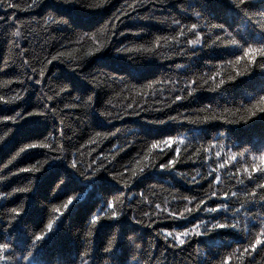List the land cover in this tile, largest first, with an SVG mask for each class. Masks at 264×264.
<instances>
[{"label":"trees","instance_id":"trees-1","mask_svg":"<svg viewBox=\"0 0 264 264\" xmlns=\"http://www.w3.org/2000/svg\"><path fill=\"white\" fill-rule=\"evenodd\" d=\"M253 2L249 15L264 22L257 10L264 5ZM31 3L0 0V243L10 245L0 264H222L229 257V264H264V246H257L254 260L244 252H251L259 231L245 226L264 223V190L255 187L264 176L256 172L249 180L244 172L259 166L264 154V114L248 119V109L256 111L264 95V67L259 60L249 65L246 57L236 62L246 44H213L231 32L257 47L258 26L225 0ZM17 29L19 37L12 35ZM197 32L204 43L191 48L187 40ZM60 52L66 55L49 64ZM237 71L244 74L237 77ZM220 79L225 84L216 88ZM17 95L22 98L13 99ZM168 138L174 143L161 145L163 154L160 148L149 152L152 143ZM41 143L50 147L26 148ZM169 159L177 163L161 169ZM33 165L40 171H21ZM21 187L28 191H15ZM225 204L226 211L205 210ZM186 207L192 212L181 217ZM217 221L238 229L209 231ZM48 223L53 232L37 248L32 240L47 232ZM196 225L204 235L191 234ZM185 230V244L170 247L175 241H166L165 233Z\"/></svg>","mask_w":264,"mask_h":264},{"label":"snow or ice","instance_id":"snow-or-ice-1","mask_svg":"<svg viewBox=\"0 0 264 264\" xmlns=\"http://www.w3.org/2000/svg\"><path fill=\"white\" fill-rule=\"evenodd\" d=\"M38 0H32V3L29 5V8L32 7V5H35L37 4ZM226 3H228L230 5V7L240 16H242L246 21L250 22L252 25H256L258 26L259 28V33H260V38L259 40L257 41V44L258 46L257 47H253V45L251 43H248L246 40H244V38L241 36V37H237V35L229 32L227 33V35L230 37V39H226V40H223L221 41V37L219 35L216 36L215 40L213 41V44H216L217 42H222L225 46H234L236 48H239L242 44H246L247 46L244 47L243 49V56H237L236 57V62L239 63L241 59H244L245 57L247 58L248 60V63L249 65H256L258 63V60H259V63H260V66L261 67H264V22H261L260 20H256V19H253V16L249 15V11L252 10L253 8H256V4L253 2V0H225ZM259 4L260 5H264V0H259ZM9 7H12L13 5L9 4L8 5ZM259 11V13L264 16V7L262 8H258L257 9ZM4 17H0V20H3ZM117 19H119V17H117ZM175 23L177 25L180 24V22L177 20L175 21ZM113 27H115V25H113ZM197 25L196 24H193L191 25V28L189 29V31H192L194 29H196ZM213 27H217V25H213ZM219 27L221 28V30L223 31L224 29V26L223 25H219ZM124 33H121V35H123ZM13 36L15 37H19L21 36V32L19 29H17L16 31H14L12 33ZM179 35L180 36H184L185 33H184V30L183 28L180 29V32H179ZM202 43H204L203 41V38L201 36L200 33H196L195 35V38L194 39H188L187 40V44L189 47L191 48H196V47H199L202 45ZM156 46L159 47V40H157L156 42ZM17 47H19V45L17 44ZM101 49L100 48H96L95 51H100ZM133 49L131 48H128V49H117V52H120V51H132ZM136 50H139V49H136ZM146 51H151L152 49H145ZM91 53H89L90 55ZM66 53L64 52H60L58 53L57 55H53L51 57V60L48 61V63L50 64L52 61H55L57 60L59 57H62V56H65ZM25 64H27V61L24 62ZM32 72L35 73L36 72V69L35 68H32ZM244 73H240L239 71L236 72V76L239 77L241 75H243ZM41 76L44 75L43 72L40 73ZM220 74L217 72L215 75H213L212 77H210L211 80L215 81L216 77L219 76ZM30 78V77H29ZM236 77H232L230 76L228 79L231 81V80H234ZM36 83H40L39 80L36 81ZM192 83H195V81H192ZM205 84L208 83V80H205L204 81ZM225 84V80L224 79H220L219 80V83L215 85L216 88H219L221 85H224ZM27 90V89H25ZM57 95H59V93H57ZM189 95H191V92L189 93ZM22 97H20L19 95L13 97V99H21ZM49 100L52 99L51 96H48L47 97ZM4 98L2 96H0V100H3ZM93 98L92 96H89L88 97V100L91 101ZM175 99L178 101V100H181L182 97L177 95L175 97ZM129 108L132 107L131 104L128 105ZM254 108H256V111L252 110V108H249L248 111L250 113L248 119L250 120L252 117H255L257 116V112L259 113H262L264 114V95H260L259 96V103L258 104H255L253 105ZM39 115H43L44 113H38ZM29 116L33 115V113H28ZM20 116V113L17 112L16 113V117H19ZM16 117H4L5 120H13V122H15L16 120ZM264 118V117H262ZM175 117H169V120H174ZM241 120H244L243 117H241ZM247 122V121H245ZM160 123H165V121H160ZM97 136L100 135L99 132L96 133ZM174 141L173 139L171 138H168V139H164L162 141H157L155 143H152L151 145V149L149 150V152H151L152 149H157V148H160V152L161 154H163L164 152V148L161 147V145L165 146V147H168V148H171V146L173 145ZM179 143H183V140H180ZM50 145L47 144V143H41V144H28L26 145V148L28 149H36V148H49ZM208 149H205V152H207ZM25 152V148H21L20 149V153H24ZM175 152L177 154V157L179 155V152H180V148H176L175 149ZM20 153H17V155H19ZM216 157H220L221 156V152H216ZM257 157H253V160H255ZM13 159H15V157H13ZM145 161H147L149 159L148 156H145L144 157ZM259 161H260V165L257 166L255 164H253L252 166V169L251 171H249V169L246 167L244 168V172L248 174V179L251 180L253 179V173H256V172H259L262 176H264V154H261L259 155L258 157ZM231 160L235 161L236 160V156L235 155H232L231 156ZM12 161H9V163H11ZM177 163V159H169L167 161V163H161L159 165V167L161 169H165V168H172L175 164ZM228 164V160H225L224 163H220L219 164V168L223 169L225 168V166ZM72 168H76L77 165L75 162L72 163ZM103 166V165H101ZM147 166V165H145ZM21 171L23 172H32V173H35V172H38L40 171V168L37 167L36 165H33L31 168H24V169H21ZM140 172H143L144 171V168H140L139 169ZM216 171V169H212V171H210L208 173L209 176H212V174ZM137 175V172L135 169H133L132 171V176H136ZM195 179V178H193ZM220 181V176L219 175H216L215 176V182H219ZM241 184L244 183L243 180H240L239 181ZM256 188H259V189H262L264 190V182H260V183H257L255 185ZM15 191H18V192H26L28 191L27 188L25 187H21V188H18L16 189ZM4 194L3 193H0V196H3ZM213 196H215V192H213L212 194ZM233 195H236V193H233ZM251 195L253 197L257 196L258 193L256 191H252L251 192ZM193 199H195V197H193ZM224 199H227V194H225V197ZM260 201L261 202H264V195L260 196ZM192 201L189 200V203H191ZM73 203V199H69L68 202L66 204H64V208L67 209L68 206L70 204ZM204 201L201 200L200 201V204H203ZM200 204H197L196 205V208L197 210L200 209ZM107 207L108 209H111V216L112 218H115L118 213L116 212L113 204L111 202H109L107 204ZM157 208H159L160 206L157 205L156 206ZM227 205H222L220 206V208H217V207H210V208H206L205 210L209 213H215V212H218V211H221V210H227ZM11 211L16 214L17 216L20 215V211L17 209V208H12ZM58 211V209H57ZM237 212L239 211V209L236 210ZM184 212H188V213H191L192 212V209L191 208H185L183 212L180 213V216L183 217L184 215ZM145 215H147V213H145ZM100 219V216L97 215L96 217H94L92 219V224L95 225L97 223V221ZM213 219H215V217H213ZM137 223H139V221H137ZM258 227L259 228V231H258V234L255 236V239H254V242L250 244V248H251V252H249V248L246 247L244 248V252H248L249 253V256L251 259H255V257L253 256L254 253H257L258 252V248L257 246H264V223L262 224H253L251 227H248L247 225L245 226V231L247 232H251L254 228ZM199 228V225H196L194 226V228L191 230V234H194V235H204L205 233L201 232V231H198L197 229ZM223 229H232V230H237L238 229V224L236 223H229V222H215L211 225V228L209 229V231L211 230H223ZM53 232V224L52 223H48L47 224V232H42L40 233L39 235H35L34 239L32 240V243L37 245V248L41 247L42 246V242L48 237V234L49 233H52ZM190 232L188 230H185L183 232H178L176 233L175 235H173L172 232H167L165 233L164 235V238L165 240L167 241L170 237L173 241H175V244H169L170 247H175L176 245H180V246H183L185 244V239L187 236H189ZM89 236L92 235L91 232L88 233ZM9 247L10 245L8 243H0V261H6L7 260V253H8V250H9ZM104 251L108 252V251H112L111 248H105ZM29 255H31V253H29ZM229 260H230V257L227 258V259H224L222 261V264H229ZM83 264H87V261L84 260L83 261Z\"/></svg>","mask_w":264,"mask_h":264}]
</instances>
